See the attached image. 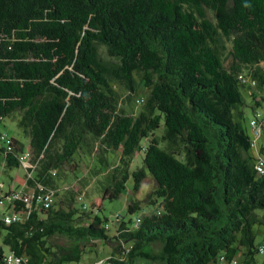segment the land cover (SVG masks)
I'll use <instances>...</instances> for the list:
<instances>
[{
    "label": "trees",
    "instance_id": "obj_1",
    "mask_svg": "<svg viewBox=\"0 0 264 264\" xmlns=\"http://www.w3.org/2000/svg\"><path fill=\"white\" fill-rule=\"evenodd\" d=\"M246 68L257 86L239 80ZM136 73L150 94L134 117L112 83L134 96ZM246 88L264 89V0H0V121L18 114L36 166L27 183L55 191L49 209L24 212L23 194L12 203L21 221L0 218V261L79 264L106 241L114 249L104 264H217L220 255L259 264L264 176L244 126ZM26 148L14 137L0 143L2 170L20 168ZM137 150L144 166L132 172ZM96 151L107 166L120 151L104 198L117 199L131 178L134 191L148 175L156 181L138 229L137 218L117 215L110 237L107 218L75 205V186L55 206L67 166Z\"/></svg>",
    "mask_w": 264,
    "mask_h": 264
},
{
    "label": "rangeland",
    "instance_id": "obj_2",
    "mask_svg": "<svg viewBox=\"0 0 264 264\" xmlns=\"http://www.w3.org/2000/svg\"><path fill=\"white\" fill-rule=\"evenodd\" d=\"M214 19V16H211ZM229 50H231V46H229ZM228 53V52H227ZM103 56L106 57L105 53L102 52ZM226 59L230 56L226 54ZM227 63V62H226ZM245 73H248V68L243 70ZM135 78L139 84V90L136 95L132 96L117 81H113L112 85L116 88V91L121 96V104L120 107L127 113L128 115H132L134 117L138 116L144 107V103L139 102L141 99L147 101L150 89L146 88L142 81V75L136 73ZM243 98L245 101V124L244 126L247 128V132L249 136L252 138V131L250 128V120L254 116L255 100L252 98V93L256 92L257 101L260 102V107L257 108L260 113L264 116V89H242ZM16 117L18 114L14 116H8L0 121V134L7 133L10 137H14L23 143H25L26 147L29 148V139L23 134V131L18 127ZM165 132L164 122L161 124V128L156 132V136L160 141V144L163 148L166 147V144L162 141V135ZM259 145L264 144V133L263 136L258 140ZM148 142L143 140L141 142L142 147H146ZM144 152L137 150L133 164L131 166V171H136L144 166ZM99 152L96 151L91 156H85L78 154L75 157L74 163L71 166H67L66 175L62 176L59 179V187L58 197L55 201V206L57 207L61 201H65L67 198H70V192L68 191L71 186H75V189L70 191L74 192V201L75 205L80 207V203H85L89 210H96L95 214H97L100 218H107L110 223L111 230L108 232V235L112 237L114 234V227L112 221L115 219L117 215H120L126 220L135 219L137 216L144 213H151L153 210V206L150 204V195L154 192L157 187L156 181L151 175H148L142 182V185L139 191H134V181L131 178L127 183L126 190L115 200H110L108 198H104L103 185H107L108 178L112 173V169L115 168L119 164L120 151H116L112 153V155H108V159L111 161L109 166L101 165L99 162ZM26 166H22L20 168H14L9 170V172H5L2 170V166L0 165V195L1 193H8L12 189L17 192H22L23 184L27 182V178H29V172ZM28 184V183H27ZM68 189V190H67ZM23 193L25 196L31 197L33 191L27 189ZM79 197H82L83 200L80 201ZM138 202L140 207L139 211L130 214L128 211V207L132 202ZM1 211V209H0ZM255 231L257 233L256 245L264 244V226H256ZM4 235V232L3 234ZM0 236V242H1ZM56 242L59 240L56 239ZM91 247L87 249V252L84 254L83 259L79 264H96L98 261L105 260L109 257L114 249V245L110 242L99 241L97 243H91ZM147 249H150L149 247ZM155 253H158V249L154 250ZM257 261L259 264H264V255H258ZM135 264H164L161 261L153 262L150 260H145L143 258H138Z\"/></svg>",
    "mask_w": 264,
    "mask_h": 264
},
{
    "label": "built area",
    "instance_id": "obj_3",
    "mask_svg": "<svg viewBox=\"0 0 264 264\" xmlns=\"http://www.w3.org/2000/svg\"><path fill=\"white\" fill-rule=\"evenodd\" d=\"M239 80L241 83L246 84L251 87L257 86V81L252 80L251 77L247 73H241L239 75ZM139 102H143V100H139ZM250 128L252 131L251 138V151L256 158V168L259 176H264V157L261 151V146L258 143V140L263 136L264 133V116L257 111L252 119L250 120ZM0 143H7V145L11 144V137L7 133L0 134ZM32 152L31 149L26 148L25 151L20 155L19 160L22 166H26L28 168L29 177H32L34 173V169L36 166L32 162ZM53 175H56V172H53ZM39 189L36 192L34 189L31 197L27 196L26 200L24 199L26 205L24 212L30 213L33 209V205L35 207H40L42 209H49L55 199V191L51 189H47L41 185L37 187ZM5 193H1L0 195V218L4 219V222L7 225L13 224L15 222H19L22 219L21 213L15 211V207H13L12 203L18 200H22L23 192H17L12 189L8 192L7 196ZM82 199V198H81ZM80 199V200H81ZM84 209H87L88 206L84 203ZM23 213V212H22ZM142 224V218L138 217L134 223L135 228H139ZM259 254L264 255V245L259 246ZM28 262L25 257L16 256L14 254L6 255V257L0 261V264H24ZM240 260L237 258H233L228 260L224 255H220L217 261V264H239ZM96 264H104V261H98Z\"/></svg>",
    "mask_w": 264,
    "mask_h": 264
},
{
    "label": "crops",
    "instance_id": "obj_4",
    "mask_svg": "<svg viewBox=\"0 0 264 264\" xmlns=\"http://www.w3.org/2000/svg\"><path fill=\"white\" fill-rule=\"evenodd\" d=\"M23 185H24L23 190H22L23 193H25L24 191H27V189L32 190V188L29 186V184H27V182H26V184L24 183Z\"/></svg>",
    "mask_w": 264,
    "mask_h": 264
}]
</instances>
